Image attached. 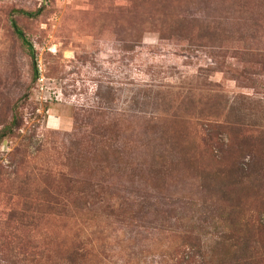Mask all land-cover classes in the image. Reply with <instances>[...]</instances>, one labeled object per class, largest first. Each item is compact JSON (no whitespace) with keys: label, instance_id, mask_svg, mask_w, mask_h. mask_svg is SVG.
Wrapping results in <instances>:
<instances>
[{"label":"rangeland","instance_id":"rangeland-1","mask_svg":"<svg viewBox=\"0 0 264 264\" xmlns=\"http://www.w3.org/2000/svg\"><path fill=\"white\" fill-rule=\"evenodd\" d=\"M0 132V264H264V0H0Z\"/></svg>","mask_w":264,"mask_h":264},{"label":"trees","instance_id":"trees-1","mask_svg":"<svg viewBox=\"0 0 264 264\" xmlns=\"http://www.w3.org/2000/svg\"><path fill=\"white\" fill-rule=\"evenodd\" d=\"M42 8H38L37 10L30 12V11H25V10H15L14 12H18L19 14H22L28 18H32V17H36L37 15H39L42 12ZM11 27L12 30L14 32V34L16 35L17 39L21 42L22 46L26 47L30 58H31V67H32V78L36 79L38 77V69H37V63H36V59H35V52H34V48L31 44V42L27 39L25 33L23 32V30L20 28V26L17 24L15 19H11ZM110 95V94H109ZM111 99V98H109ZM92 121H95V123L93 124ZM89 125L94 126V131L92 132V136H91V141L93 144V149L96 152L97 149L99 148V146H114L117 141L119 142L118 144H120V140L121 139V133L123 132V125L121 124V122L115 118H112L109 121H104L103 122H99L96 123V120L93 119L90 121V119H88L87 123ZM213 128H221L222 125L220 124H213L210 125ZM7 129V128H6ZM78 133L80 134V132L78 131ZM216 133V131H215ZM214 133V135H215ZM91 134V133H90ZM4 135L3 132H0V138ZM89 136V135H88ZM217 142H221V145H225L226 149L224 150L223 148V152L222 154H224V156L230 154V150L233 147L232 144H224V139L221 137H215ZM90 144V143H89ZM101 148H99L100 150ZM221 153V152H220ZM221 155V154H220ZM253 175H249L247 174L246 177L244 178H249ZM234 185L237 186L238 183H232ZM242 184V181H239V184L237 187H239ZM211 217V224L207 223V221H205L204 223H202L201 225H199L197 228H195L194 224L189 222L190 224H192V227L190 225V230H191V234L192 232H198L199 233V229L202 228H215V222L217 221L218 218H215L214 216H210ZM214 220V221H213ZM122 221V219H121ZM204 224V225H203ZM196 236V235H195ZM195 236L193 238L190 239V241L188 242V246L190 249H193V252L191 253L192 255H190V252L187 256V258H183V261H188L189 257L192 261V259L194 258V256H198L200 257V261L203 262H213V261H218L216 262V264H226L225 261H230L235 262L236 264H238L239 261H248L249 258L252 257V255H249V252L251 249H254V247L252 248V245L255 243V238L251 237V234H242V233H238V234H234L233 237H219L220 243H224V247L221 248H217V247H210L209 245L206 244V242L200 241L198 242L195 238ZM262 237L264 239L263 236H259ZM227 239L228 244L225 245V240ZM189 249V250H190ZM76 251H73L71 255H73L75 257V255L81 257V255L76 254Z\"/></svg>","mask_w":264,"mask_h":264}]
</instances>
